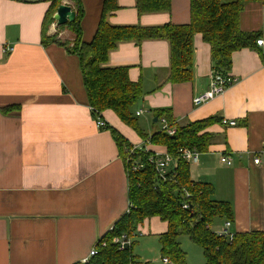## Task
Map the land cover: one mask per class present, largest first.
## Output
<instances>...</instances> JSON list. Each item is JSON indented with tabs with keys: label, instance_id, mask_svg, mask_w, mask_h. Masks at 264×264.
Masks as SVG:
<instances>
[{
	"label": "crops",
	"instance_id": "0c3cea01",
	"mask_svg": "<svg viewBox=\"0 0 264 264\" xmlns=\"http://www.w3.org/2000/svg\"><path fill=\"white\" fill-rule=\"evenodd\" d=\"M103 2L82 0L85 42L96 33ZM117 5L108 17L112 26L191 21L190 0H171L169 12L142 15L136 0H117ZM49 7L0 0V264L89 261L97 243L130 207L127 164L111 131L96 125L79 59L63 47L43 45ZM241 30L260 33L263 45L234 53L229 73L234 84L201 106L193 99L208 89L213 65L211 47L200 34L194 37L192 82H167L170 47L163 40L119 44L106 64L129 68L130 80L143 84L144 95L132 110L135 117L144 111L155 119L157 111L169 109L178 127L219 119L208 129L214 135L212 145L200 153L197 164H190V174L194 182L212 185L217 201L232 205L234 234L264 232V5L246 6ZM52 34L50 26L47 36ZM73 36L66 31L61 39L73 43ZM142 116L137 117L142 135L162 131L163 119L159 126L154 119L150 125L149 118L139 120ZM102 118L132 146L168 153L166 146L145 141L112 111ZM222 120L237 125L224 126ZM226 156L231 166L221 161ZM257 158L259 164L254 163ZM177 166L174 159L170 168ZM156 221L161 222L146 221L135 237L150 232ZM161 223L157 237L167 231Z\"/></svg>",
	"mask_w": 264,
	"mask_h": 264
},
{
	"label": "trees",
	"instance_id": "16d2710c",
	"mask_svg": "<svg viewBox=\"0 0 264 264\" xmlns=\"http://www.w3.org/2000/svg\"><path fill=\"white\" fill-rule=\"evenodd\" d=\"M70 1L74 5L72 9L76 12V20L61 27H67L75 35L74 42L64 43L57 37L47 36L49 27L54 23L53 16L60 6V0H51L47 2L50 7L43 21V45L63 47L79 59L88 102L95 111L92 112L94 119L99 116L102 118L104 112L112 111L145 141L166 146L167 152L178 162L176 169L166 175V181L159 177L155 167L148 162L151 156L149 152L138 151L136 160L142 162L143 168L134 171L126 163L129 211L97 243V255L86 263L77 264H144L133 253V245L120 250L116 240L124 235L134 238L140 226L155 218L167 225V231L158 237L162 257L171 264H188L187 254L180 243L183 236H188L202 248L205 264H264V232L235 233L230 241L211 229L217 219L232 222L233 207L228 202L214 198L212 185L194 182L190 164L181 157L184 149L207 152L214 139L208 129L219 123V119L208 118L178 127L171 110H160L155 113V118L165 120L169 128L176 129V134L171 136L162 130L151 137L144 136L138 127V118L132 112L144 95L143 84L130 80L127 67L106 66L110 53L119 44L163 40L170 47L167 82H192L194 37L200 34L211 47L213 70L223 75L229 74L233 54L243 49H254L261 38L258 32L245 33L241 30L242 14L248 4L264 5V0H190L189 24L158 27L112 26L108 17L117 9V0H104L101 19L90 42L83 40L82 0ZM136 7L140 15L167 13L171 10V0H136ZM105 130L111 131L121 157L126 162L133 146L113 128L107 127ZM186 193L190 194L189 199ZM184 202L188 203L187 209L183 208Z\"/></svg>",
	"mask_w": 264,
	"mask_h": 264
},
{
	"label": "built area",
	"instance_id": "2783aa9c",
	"mask_svg": "<svg viewBox=\"0 0 264 264\" xmlns=\"http://www.w3.org/2000/svg\"><path fill=\"white\" fill-rule=\"evenodd\" d=\"M258 46L263 45V40L259 39L257 41ZM8 52H12L13 49H8ZM234 84V79L229 75H223L220 72L217 71H212L210 75V83L208 89L196 96L193 99V104L195 106H201L209 101H212L216 99L217 97L223 95L226 90L231 87ZM91 112H95L93 108H91ZM144 111H140L136 114V117H140L144 114ZM96 125L99 129H106L108 127L106 121L101 118L100 116L95 119ZM222 125L224 126H229V127H235L237 125L236 121H227V120H222ZM163 131L168 133L169 135H175L176 134V129H171L168 127L166 121L164 120V125H163ZM138 151H143L142 149L133 146L129 150V157L127 158L126 163L131 166V169L136 171L140 168H143L142 162L139 160H136V157L138 155ZM199 155L200 153L197 152L196 150H191V149H184L181 152V157L183 160H185L189 164H197L199 160ZM221 161L226 164L231 166L232 165V159L228 156L223 157ZM148 162L153 165L159 175V177L163 180L166 181V175L169 173V168L172 166L174 162V158L169 154L161 155L158 153H151V156L149 157ZM260 160L257 158L255 159L254 163L259 164ZM186 198H190V194L186 193ZM183 208L187 209L188 208V203L184 202ZM230 222H226L224 228L216 232L219 236L221 237H227L230 241L233 240L234 233L230 231ZM133 237H128L126 235L122 236L120 239L116 240V243L119 244L120 250H124L126 247H130L132 243ZM97 255V249L94 248L91 253H90V258L94 257ZM88 262V259H86L83 263Z\"/></svg>",
	"mask_w": 264,
	"mask_h": 264
},
{
	"label": "rangeland",
	"instance_id": "374dc122",
	"mask_svg": "<svg viewBox=\"0 0 264 264\" xmlns=\"http://www.w3.org/2000/svg\"><path fill=\"white\" fill-rule=\"evenodd\" d=\"M225 2H233L235 0H224ZM38 4H45V3H38ZM59 4H67L71 7H74L73 3L70 0H60ZM58 9V8H57ZM53 26V34L48 37H57L58 40L61 42H68L71 43L69 40H63L61 39V34L65 33L66 31H70L67 27H58L54 21V23L51 25ZM71 32V31H70ZM72 33V32H71ZM75 40V35L73 36ZM135 107V106H134ZM133 107V109H134ZM145 114V115H144ZM139 120H144L145 117L149 118L150 125H153V119L154 117L152 114L144 113ZM159 126V123H157ZM174 168H170V171H173ZM226 221L217 219L215 223L212 225L211 229L214 232H219L224 228ZM154 228L151 229L150 232H148L146 235L142 234L138 237H134L132 240L133 243V253L140 258L142 263L144 264H164L163 257L161 254V246L159 243V239L156 234H158L157 230L159 227H163L162 223L159 221H156L153 223ZM180 243L182 246V249L187 254V262L188 264H205V257L203 254L202 248H200L198 245L194 244L188 236H183L180 238Z\"/></svg>",
	"mask_w": 264,
	"mask_h": 264
},
{
	"label": "water",
	"instance_id": "95a60500",
	"mask_svg": "<svg viewBox=\"0 0 264 264\" xmlns=\"http://www.w3.org/2000/svg\"><path fill=\"white\" fill-rule=\"evenodd\" d=\"M28 4H38V3H47L51 0H16ZM53 20L55 21L58 27L65 26L67 24L73 23L76 20V12L73 11L72 7L67 4H61L56 10ZM158 118L154 119V122L157 123Z\"/></svg>",
	"mask_w": 264,
	"mask_h": 264
}]
</instances>
